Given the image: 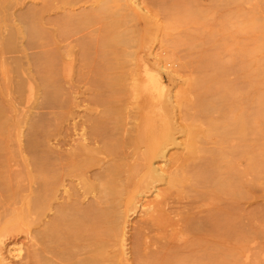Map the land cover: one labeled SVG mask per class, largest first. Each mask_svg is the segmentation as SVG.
Segmentation results:
<instances>
[{
    "label": "bare ground",
    "instance_id": "6f19581e",
    "mask_svg": "<svg viewBox=\"0 0 264 264\" xmlns=\"http://www.w3.org/2000/svg\"><path fill=\"white\" fill-rule=\"evenodd\" d=\"M60 3L44 0L52 39L27 42L33 51H23L24 62L14 52L1 79L14 101L9 118L20 150L0 151V226H25L31 241L26 264H233L237 244L247 260L252 175L247 122L242 126L232 115L231 130L221 131L213 123L217 136H200L199 129L204 130L203 119H221L229 105L236 110L248 100L227 102L213 87L190 85L185 93L190 122L178 123L186 139L174 158L166 150L182 142H175L170 120L164 115L161 129H153L156 121L149 114L130 115L123 103L129 91L122 82L135 80L125 54L153 17L177 21L183 1ZM225 5L215 7L231 18V5ZM42 31L50 35L47 28ZM197 38L196 51L217 53ZM0 59L6 62L3 54ZM146 73L162 86L152 70ZM38 85L48 87L50 95L27 107L28 114H15V94L23 90L24 100ZM2 98L0 128L4 123L9 131L4 117L10 110ZM80 109L79 119H67ZM20 116L27 132L19 129ZM157 159L163 165L155 164ZM139 211L142 218L129 227Z\"/></svg>",
    "mask_w": 264,
    "mask_h": 264
},
{
    "label": "rangeland",
    "instance_id": "374dc122",
    "mask_svg": "<svg viewBox=\"0 0 264 264\" xmlns=\"http://www.w3.org/2000/svg\"><path fill=\"white\" fill-rule=\"evenodd\" d=\"M182 1V6L177 10L182 18L179 16L177 21L168 24L165 18L153 17L150 23H144V34L140 42L135 40L125 54L127 65L133 64L132 73L135 80L122 82V87L126 86L129 91V96L123 98V103L128 104L130 115L133 113L137 115L139 110L142 116L149 114L156 121L152 123L153 129H161L160 121L164 115L170 120L174 128L175 142H182L181 145H172L166 150L167 156L171 155L174 158L182 153L183 141L186 139L185 132H179L178 123L190 122L187 113L191 112V105L186 101L185 94L190 89V85L200 88L213 87L222 93V99L227 102L231 98H242L244 103L248 100L247 105L237 104L236 110L233 105H229V109L223 111L221 119H203L204 130L199 129V135L217 136L223 127L231 130L228 124L232 115L238 116V124L242 126L247 122L249 128L247 138L252 141L249 257L244 260L242 244H237L233 264H264V0ZM60 2L63 0H48V4L52 6H59ZM227 2L232 8L231 18L223 13L220 14V10L215 7L220 4L226 6ZM43 5L44 0H0V58L2 54L6 58L4 63L0 59V81L2 72L10 70L11 56H14V52L20 56L19 60L24 62L23 51H33L25 47L27 42L36 44L47 37L52 39L50 31L52 26L44 24L46 13L43 12ZM125 25H129L128 20ZM45 27L50 35L42 31L46 29ZM197 36L203 42L213 44L217 48V53L203 54L201 48L196 51L200 46ZM193 40L198 44L192 43ZM135 52L136 58L132 59L131 55ZM136 61L139 64L138 68L135 67ZM203 61L208 62L203 64ZM146 69L152 70L157 78L160 77L162 86L155 78L151 79L148 76ZM157 73L159 75H156ZM0 91V95L4 97L0 98L5 99L9 106H5L6 110L8 108L10 110L4 117V121L9 119V131L4 123L0 128V151L17 153L20 150L18 130L14 131L11 128L12 117L11 120L9 118L14 101L8 84L4 85L1 81ZM23 93L24 91L21 90L19 94H15L19 101L14 104L15 114L25 113L27 107L35 106L41 98L50 95V89L45 85H38L24 100ZM70 98H66V106ZM81 109L78 114L70 118L64 115L60 120L65 121L66 118L71 120L72 117L79 119V115H83ZM206 113L203 111L202 114ZM50 117L53 118V114ZM180 117H183L182 120ZM17 120L21 132L28 128L22 125L21 116ZM213 123L219 126V131L210 128ZM195 125L199 124L195 123ZM155 164L163 165L161 159H157ZM151 199L153 195L145 196L141 204L146 205ZM142 215L139 211L137 216L129 219L131 220L129 227L133 224L135 226ZM25 229L22 223L0 226L2 235L0 264L27 263L26 255L30 250L31 241L25 234ZM18 253L21 255L17 257ZM121 263L128 262L122 260Z\"/></svg>",
    "mask_w": 264,
    "mask_h": 264
}]
</instances>
